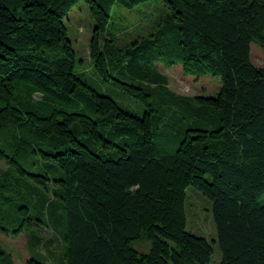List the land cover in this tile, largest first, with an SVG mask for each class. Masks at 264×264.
<instances>
[{"label":"trees","instance_id":"16d2710c","mask_svg":"<svg viewBox=\"0 0 264 264\" xmlns=\"http://www.w3.org/2000/svg\"><path fill=\"white\" fill-rule=\"evenodd\" d=\"M78 1L0 0V204L8 171L49 186L62 264H208L215 243L220 264H264V0H156L172 22L124 49L114 7L151 0H83L90 76L63 23ZM157 65L219 89L179 95ZM188 187L211 202L212 243L186 231Z\"/></svg>","mask_w":264,"mask_h":264},{"label":"rangeland","instance_id":"374dc122","mask_svg":"<svg viewBox=\"0 0 264 264\" xmlns=\"http://www.w3.org/2000/svg\"><path fill=\"white\" fill-rule=\"evenodd\" d=\"M170 16L166 5L156 0L139 4L133 9L116 6L109 19L107 37L114 40V45L124 49L131 40L139 41L142 36L154 33L157 27L163 28L170 24ZM63 23L67 39L82 61L81 69L88 76L92 75L88 60V42L92 35L93 22L83 0L71 7ZM128 50L127 48L126 51ZM250 58L256 66L264 67V50L255 42L250 44ZM157 67L167 77L170 89L179 95L210 96L219 89V82L215 78L186 77L178 66ZM5 170V164L0 163V175ZM3 180L9 184L11 190L3 192L8 200L0 204V227L11 231L21 224L22 231L16 234L0 232V248L12 257L14 264H25L31 258L42 264H62L64 249L59 232H55L48 221L51 214L47 204L53 199L51 188L38 187L15 171H8ZM21 197L28 203L29 215L34 220L32 223L25 220L19 214L21 212H13L12 204L22 203ZM185 213L187 232L204 237L210 243L216 239L211 202L193 187L186 190ZM208 264H220V249L216 243L213 244V254Z\"/></svg>","mask_w":264,"mask_h":264}]
</instances>
